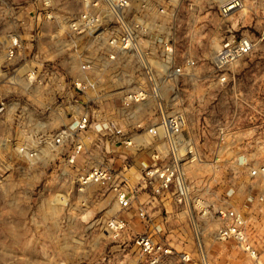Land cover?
Instances as JSON below:
<instances>
[{
    "label": "built area",
    "instance_id": "built-area-1",
    "mask_svg": "<svg viewBox=\"0 0 264 264\" xmlns=\"http://www.w3.org/2000/svg\"><path fill=\"white\" fill-rule=\"evenodd\" d=\"M240 4V0H226L219 10L226 15ZM159 9L155 0H0V159L7 157L28 167L46 161L61 165L66 157L73 163L83 153L87 131L93 133L91 142L97 146L108 145L112 135L114 145L151 146L153 162L142 168L139 177L142 188H150L148 198L135 199L127 182L118 184L111 168L102 163L74 175L80 190L98 184L113 191L119 208L131 215L136 228L132 245L140 264H166L174 253L147 229L151 218L146 205L157 200L173 202L177 214L187 213L189 223L218 220L216 241L244 253L246 264H264V157L245 148L235 153L230 183L213 197L207 187L193 190L191 179L188 182L187 167L202 160L182 110L147 124L133 122L130 133L124 123L101 115L105 101L126 112V118L147 102L163 111L157 101L167 94L164 81L189 75L194 62L188 58L174 68L165 59L161 67L152 63L157 48L163 54L172 50L167 40L161 42V28L154 19ZM51 49L54 55L68 56L54 63V58L44 55ZM249 50L247 37L222 41L216 48L215 69L221 71ZM47 78L55 81L54 107L41 99L51 91ZM64 92L77 98L72 109L78 114L68 121L63 119L62 102L58 103ZM258 137L254 128L236 130L216 138V144L230 139L233 145H250ZM65 148L70 149L66 156ZM6 169L0 167V178ZM128 222L125 216L110 219L112 236L125 231ZM178 259L181 264H209L203 252L199 262L186 252Z\"/></svg>",
    "mask_w": 264,
    "mask_h": 264
},
{
    "label": "rangeland",
    "instance_id": "rangeland-1",
    "mask_svg": "<svg viewBox=\"0 0 264 264\" xmlns=\"http://www.w3.org/2000/svg\"><path fill=\"white\" fill-rule=\"evenodd\" d=\"M225 1L155 0L160 8L154 19L161 28V42L167 40L172 50L163 54L162 48H157L152 63L161 67L165 59L168 67L174 68L188 58L194 62L189 75L164 81L167 94L157 101L163 111L154 110L152 103L147 102L139 112L131 114L132 118H126V112L105 101L101 112L108 119L127 125L130 133L134 131L130 127L133 122L147 124L172 110H182L187 131L197 140L196 151L202 160L187 167L188 182L191 179L193 190L207 187L213 197H218L230 183L235 153L245 148L264 157V0H240L237 9L223 15L219 7ZM243 37L250 40L249 52L217 71L213 63L217 46L229 38ZM49 51L44 55L54 58V63L68 56ZM46 81L52 91L55 81ZM51 91L41 99L54 107L56 97ZM78 98L81 102L82 98ZM76 99L64 92L62 100H58L65 109L64 121L78 114L72 109ZM249 128L259 135L250 145H233L230 139L216 144L222 134ZM83 135L87 140L83 153L73 163L66 157L61 165L46 161L28 167L14 159H0V167L7 168L4 178H0V264H140L138 250L132 245L136 228L130 222L131 215L119 208L113 191L98 184L80 190L74 175L102 163L111 168L118 184L127 182L135 199L148 198L150 188H141L139 177L142 168L153 162V148L114 145L115 135L108 145L97 146L91 142L93 133L87 131ZM68 150L65 148V156L70 153ZM125 177L127 180L123 181ZM174 206L169 200L146 205L151 218L147 229L174 252L166 264H181L178 254L182 252L193 256V262H199L203 252L209 264L247 263L244 253L230 243L215 240L218 220L189 223L187 213L183 210L177 214ZM121 216L129 224L114 237L107 224Z\"/></svg>",
    "mask_w": 264,
    "mask_h": 264
},
{
    "label": "crops",
    "instance_id": "crops-1",
    "mask_svg": "<svg viewBox=\"0 0 264 264\" xmlns=\"http://www.w3.org/2000/svg\"><path fill=\"white\" fill-rule=\"evenodd\" d=\"M141 188H142V186H141ZM113 195H114V193H113ZM144 196V195H143ZM145 196H146V194H145ZM114 197H115V195H114ZM141 199H143V197H141ZM115 200H116V198H115ZM117 203V202H116Z\"/></svg>",
    "mask_w": 264,
    "mask_h": 264
}]
</instances>
